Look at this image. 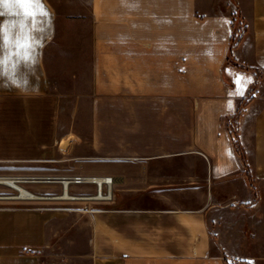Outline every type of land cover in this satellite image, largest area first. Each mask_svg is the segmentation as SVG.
<instances>
[{
	"label": "crops",
	"instance_id": "crops-1",
	"mask_svg": "<svg viewBox=\"0 0 264 264\" xmlns=\"http://www.w3.org/2000/svg\"><path fill=\"white\" fill-rule=\"evenodd\" d=\"M43 4L50 15L36 21L0 7L10 41L32 38L27 60L7 56L0 67V162L113 177L114 205L78 223L91 264H264V0ZM236 15L244 29L234 43ZM68 20L89 23L87 81L50 72L48 50ZM25 103L89 108L90 134L58 128L54 114L44 141L23 136L3 109ZM54 140L60 158L40 145ZM57 220L0 207V264H69L48 259Z\"/></svg>",
	"mask_w": 264,
	"mask_h": 264
},
{
	"label": "rangeland",
	"instance_id": "rangeland-1",
	"mask_svg": "<svg viewBox=\"0 0 264 264\" xmlns=\"http://www.w3.org/2000/svg\"><path fill=\"white\" fill-rule=\"evenodd\" d=\"M233 3L235 0H232ZM234 43L244 29V24L240 17L236 15L234 17ZM91 30L89 23L79 20H68L60 23L59 35L56 41H54L49 48V65L50 72L55 75H62L63 72L70 74H81L87 81L90 61H91ZM83 83V84H82ZM80 83L75 86V89L80 92L88 88L87 83ZM64 88L71 90L72 86L63 85ZM71 92V91H70ZM69 103H74L71 99ZM38 104V103H37ZM2 110V109H0ZM6 115L5 122L7 123L8 116L12 121V116H17V120L21 125L22 135L28 136L30 132L39 134L40 140L44 141V137H48L50 132L47 127L51 124L53 115L56 116V122L58 128H64L68 125L77 126L84 132L90 134V122L88 120L90 109L89 108H57L52 109L48 107H29L27 103L21 104V107L15 109H3ZM79 115L80 119L78 123H73L72 117ZM31 119L33 122L31 123ZM73 123V124H72ZM6 125H9L6 124ZM236 121L232 123V131L236 132ZM87 134V135H88ZM60 137H58L59 139ZM29 143V140H22V144ZM49 142V141H48ZM24 144L23 149L29 150V144ZM42 149L47 147H53L57 151L55 153L56 158H60L62 155L58 150L56 141L46 144L42 143ZM27 151L25 155H27ZM19 167H12V163L0 162V176L12 177V176H32V175H60V174H77L78 172L68 171L66 167H62L61 163H54L55 166H60L59 170L46 171L44 165L45 162L28 163L22 161L19 163ZM40 165L41 169H35ZM18 165V164H17ZM50 168V167H47ZM54 168V167H53ZM87 174V173H86ZM30 191L36 194L35 198L18 199L20 193L12 186L6 183H0V207H24L34 208L39 210H52L57 217V225L54 230L53 243L50 245L51 254L49 258L51 262H57L61 259L70 260L69 264H91L88 257V237L87 231L80 230L78 223H81L91 211L99 208H107L112 204L114 200L102 201L98 199H84V200H57V199H37L39 195L46 194H60L62 193L61 183L52 182H24L22 183ZM73 191L79 194H95L96 186L93 184L88 185H76L73 187ZM25 198V197H23ZM90 211V212H89ZM63 219V220H61ZM236 264H250L246 262H237Z\"/></svg>",
	"mask_w": 264,
	"mask_h": 264
},
{
	"label": "built area",
	"instance_id": "built-area-1",
	"mask_svg": "<svg viewBox=\"0 0 264 264\" xmlns=\"http://www.w3.org/2000/svg\"><path fill=\"white\" fill-rule=\"evenodd\" d=\"M101 175H92V174H86V173H77V174H60V175H32L28 176L29 179L32 180V182H52V183H61L62 184V193L60 194H46V195H39V198L43 199H57V200H86V199H98L102 201H111L114 197V192L112 194L109 192V187L114 185V179L112 176H105L103 177V196H100L99 198H96L95 195L97 192L101 195V187L100 182L98 181V178ZM65 182L69 183V189L68 191L71 194V197L65 198L63 197V192L65 191ZM93 184L96 186V193L95 194H79L77 192L73 191V187L76 185H88ZM32 191V190H31ZM18 199H29V198H23V197H16ZM32 199V198H31Z\"/></svg>",
	"mask_w": 264,
	"mask_h": 264
},
{
	"label": "snow or ice",
	"instance_id": "snow-or-ice-1",
	"mask_svg": "<svg viewBox=\"0 0 264 264\" xmlns=\"http://www.w3.org/2000/svg\"><path fill=\"white\" fill-rule=\"evenodd\" d=\"M8 3H13L25 8V11L21 14L27 18H31L33 21H36L37 17H47L50 15L43 4V0H0V7ZM2 14L3 13L0 12V15ZM31 39L30 36L25 35L22 40L16 39L15 41H10L8 33H6L4 27L0 25V67L6 64L7 56L16 55L19 59L27 60L29 58V49L32 47L30 43ZM10 43L15 44L17 49L15 53L8 51ZM21 50L23 55H21Z\"/></svg>",
	"mask_w": 264,
	"mask_h": 264
},
{
	"label": "bare ground",
	"instance_id": "bare-ground-1",
	"mask_svg": "<svg viewBox=\"0 0 264 264\" xmlns=\"http://www.w3.org/2000/svg\"><path fill=\"white\" fill-rule=\"evenodd\" d=\"M101 178H98V181L100 182V187H101V195L97 192V194L95 195L96 198H99L100 196H103V177H105V175H101ZM30 177L28 176H4L1 177L0 176V183H6L9 184L10 186H12L14 189H16L21 195L20 197H25V198H35L36 194L33 193L32 191H30L29 189H27L25 186L22 185V183L24 182H31L32 180L29 179ZM65 191L63 192V197L65 198H69L71 197L70 192L68 191L69 189V183L65 182ZM109 192L112 194L113 192V187L112 185L109 187Z\"/></svg>",
	"mask_w": 264,
	"mask_h": 264
},
{
	"label": "trees",
	"instance_id": "trees-1",
	"mask_svg": "<svg viewBox=\"0 0 264 264\" xmlns=\"http://www.w3.org/2000/svg\"><path fill=\"white\" fill-rule=\"evenodd\" d=\"M228 62L238 65V64H237V63L231 58V56L229 57ZM234 137H235L234 139H235V143H236V146H237L238 151H239L241 154H243V151H242V149H241V147H240V145H239V142H238V138H237V130H236V132H234Z\"/></svg>",
	"mask_w": 264,
	"mask_h": 264
}]
</instances>
